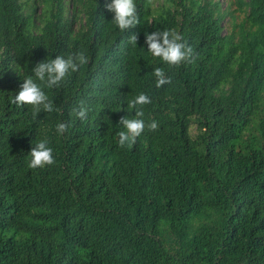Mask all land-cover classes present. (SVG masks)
I'll list each match as a JSON object with an SVG mask.
<instances>
[{
    "label": "trees",
    "instance_id": "obj_1",
    "mask_svg": "<svg viewBox=\"0 0 264 264\" xmlns=\"http://www.w3.org/2000/svg\"><path fill=\"white\" fill-rule=\"evenodd\" d=\"M41 2L36 15L38 0H0V264H264V0H135L125 32L111 0ZM157 30L194 62L154 57ZM75 52L88 63L43 88L53 112L11 102L36 63ZM141 93L159 127L120 148ZM44 139L55 163L31 169Z\"/></svg>",
    "mask_w": 264,
    "mask_h": 264
},
{
    "label": "clouds",
    "instance_id": "obj_2",
    "mask_svg": "<svg viewBox=\"0 0 264 264\" xmlns=\"http://www.w3.org/2000/svg\"><path fill=\"white\" fill-rule=\"evenodd\" d=\"M106 9L113 13L112 21L121 32L135 27L140 23L138 9L135 0H111L106 4ZM129 43L136 45L138 35L133 34L129 37ZM145 44L147 50L154 56L162 60L169 67L180 66L182 63L194 62L195 55L193 48L184 41L183 37L171 30L153 31L145 35ZM88 63V58L83 52L69 54L66 58L63 55H57L55 59L44 60L36 63L32 69L34 77H27L20 85L19 92L12 99V103L18 106L29 105L32 109V115L37 118L41 112H53V101L49 99L43 90L44 87H59L61 82L70 74L80 70L83 65ZM156 78V86L162 87L171 82L163 68H155L153 72ZM39 81L40 83H37ZM151 99L148 95L141 93L129 102V107L135 109L133 118L121 117L119 124L123 126L122 131L118 132V145L120 148L131 147L136 140L145 131H155L158 129V122L152 120L145 123L143 106L150 104ZM73 113L81 121L87 119L88 108L81 102L78 108L73 109ZM70 124L61 122L56 125L58 134L63 135ZM31 159L28 167L31 169L44 168L55 163L53 149L48 146L47 139L40 140L30 151Z\"/></svg>",
    "mask_w": 264,
    "mask_h": 264
},
{
    "label": "rangeland",
    "instance_id": "obj_3",
    "mask_svg": "<svg viewBox=\"0 0 264 264\" xmlns=\"http://www.w3.org/2000/svg\"><path fill=\"white\" fill-rule=\"evenodd\" d=\"M78 0H61L63 7L70 13L71 7L76 4ZM222 6L230 5V10L233 11L237 8L235 0H219ZM38 7L36 8V15H41V6L43 5L41 0H38Z\"/></svg>",
    "mask_w": 264,
    "mask_h": 264
}]
</instances>
